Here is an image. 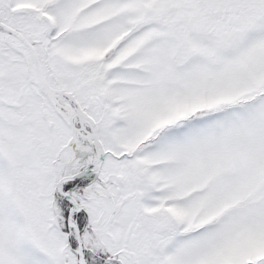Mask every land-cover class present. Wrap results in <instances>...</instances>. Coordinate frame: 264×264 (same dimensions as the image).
<instances>
[{"label": "snow or ice", "instance_id": "1", "mask_svg": "<svg viewBox=\"0 0 264 264\" xmlns=\"http://www.w3.org/2000/svg\"><path fill=\"white\" fill-rule=\"evenodd\" d=\"M0 264H264V0H0Z\"/></svg>", "mask_w": 264, "mask_h": 264}]
</instances>
